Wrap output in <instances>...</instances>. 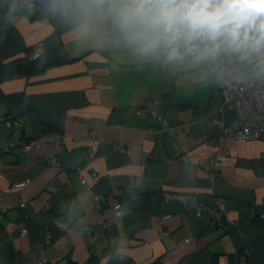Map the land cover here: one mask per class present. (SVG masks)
Masks as SVG:
<instances>
[{
  "label": "crops",
  "instance_id": "0c3cea01",
  "mask_svg": "<svg viewBox=\"0 0 264 264\" xmlns=\"http://www.w3.org/2000/svg\"><path fill=\"white\" fill-rule=\"evenodd\" d=\"M31 1L0 0V62L29 63L36 45L40 62L69 61L35 75L0 73V264H39V256L42 264H264V138L220 135L216 124L228 128L236 114L222 104L228 81L213 61L235 55L136 57L112 42L107 22L84 38L45 0L32 9ZM152 100L172 136L148 115ZM211 151L223 163L213 179ZM76 169L104 197L103 215L120 205L112 241ZM117 247L128 249L123 258Z\"/></svg>",
  "mask_w": 264,
  "mask_h": 264
},
{
  "label": "clouds",
  "instance_id": "9594fccd",
  "mask_svg": "<svg viewBox=\"0 0 264 264\" xmlns=\"http://www.w3.org/2000/svg\"><path fill=\"white\" fill-rule=\"evenodd\" d=\"M45 6L84 38L98 35L96 21L107 22L112 42L136 57L206 61L230 53L264 67V0H45ZM127 250L116 252L123 258Z\"/></svg>",
  "mask_w": 264,
  "mask_h": 264
},
{
  "label": "built area",
  "instance_id": "2783aa9c",
  "mask_svg": "<svg viewBox=\"0 0 264 264\" xmlns=\"http://www.w3.org/2000/svg\"><path fill=\"white\" fill-rule=\"evenodd\" d=\"M6 1V0H3ZM44 0H32L28 4L29 8H35L43 3ZM43 52L42 45H36L30 54V59H37ZM213 65L221 72V74L228 81V84L222 89V104L228 109L235 112L236 118L231 126L228 128L223 125L221 121H217L216 124L219 127V134L226 135L231 138L240 140L261 139L264 138V67L259 66L258 60L252 58L250 60H240L234 56L231 58H225L223 56L218 57L213 61ZM159 102L152 100L151 104L147 106L148 115L153 120L163 127L162 133L167 136H172L175 131L168 127L167 120H165L158 113ZM221 112V107L218 108ZM136 117H142L140 110L135 113ZM17 124L15 121L7 120L5 125L11 127ZM98 141L94 140L93 145L89 147L91 155L94 154V149L98 145ZM32 142H24L21 147L25 153H29L31 150ZM183 150L188 149L187 145H184ZM120 151H124V147H120ZM207 176L210 179L215 178L219 169L222 167V160L220 159L216 151L208 153L207 158ZM81 184L85 185L90 191H92L93 208L101 214V222L107 230L106 239L112 241L115 234V220L122 216L120 205L114 206V213L111 217L103 215L104 206L102 204L104 197L98 192L92 190V185L88 179L83 175L80 169H76L72 173ZM98 175L94 174L92 180L95 182L98 180ZM27 181L14 184L10 189H20ZM168 196V195H166ZM14 203L19 208H24L26 202L22 199H14ZM74 202H70V206H73ZM45 201V207H47ZM5 213V208L0 206V215ZM166 217H163V220ZM217 227L222 229V221H217ZM17 229L21 236H25L28 233L27 225L25 221H21L17 225ZM187 241H190L188 239ZM39 264H42L43 257H38Z\"/></svg>",
  "mask_w": 264,
  "mask_h": 264
},
{
  "label": "trees",
  "instance_id": "16d2710c",
  "mask_svg": "<svg viewBox=\"0 0 264 264\" xmlns=\"http://www.w3.org/2000/svg\"><path fill=\"white\" fill-rule=\"evenodd\" d=\"M40 7L42 4L39 5ZM37 14H45V12L42 10L40 12H36ZM34 14V15H35ZM69 59L66 58H56L52 59L47 62H40L38 59L32 60L29 63H23L20 59L13 60L8 63H1L0 62V73L4 75H16V74H27V75H35L43 72L47 67L61 64L63 62H67ZM161 61L157 60L155 62L150 63L152 66H157ZM7 120V119H6ZM51 129L44 126L43 132H50ZM247 264H250V260L248 257H246ZM210 264H216V259L213 258L210 262Z\"/></svg>",
  "mask_w": 264,
  "mask_h": 264
}]
</instances>
